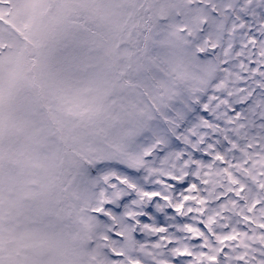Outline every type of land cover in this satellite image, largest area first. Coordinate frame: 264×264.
Wrapping results in <instances>:
<instances>
[{"label": "snow or ice", "instance_id": "1", "mask_svg": "<svg viewBox=\"0 0 264 264\" xmlns=\"http://www.w3.org/2000/svg\"><path fill=\"white\" fill-rule=\"evenodd\" d=\"M0 264H264V0H0Z\"/></svg>", "mask_w": 264, "mask_h": 264}]
</instances>
